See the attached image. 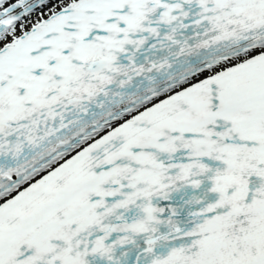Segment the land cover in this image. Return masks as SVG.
I'll use <instances>...</instances> for the list:
<instances>
[{
    "label": "snow or ice",
    "instance_id": "1",
    "mask_svg": "<svg viewBox=\"0 0 264 264\" xmlns=\"http://www.w3.org/2000/svg\"><path fill=\"white\" fill-rule=\"evenodd\" d=\"M0 264H264V0H0Z\"/></svg>",
    "mask_w": 264,
    "mask_h": 264
}]
</instances>
